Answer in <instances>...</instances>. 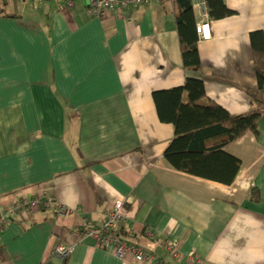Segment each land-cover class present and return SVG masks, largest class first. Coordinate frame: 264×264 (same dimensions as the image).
Masks as SVG:
<instances>
[{"label": "crops", "instance_id": "0c3cea01", "mask_svg": "<svg viewBox=\"0 0 264 264\" xmlns=\"http://www.w3.org/2000/svg\"><path fill=\"white\" fill-rule=\"evenodd\" d=\"M223 1L233 14L211 19L207 4L203 11L191 0L211 37H197L201 67L187 72L174 0L102 19L88 0H0V213L37 195L64 207L12 216L0 230V264H137L81 231L117 200L126 212L120 235L162 264H264V110L257 137L247 132L225 147L241 160L226 185L165 160L174 126L153 99L191 74L203 81L201 104L211 99L232 116L255 108L250 36L264 35V0ZM166 240L177 243L176 258ZM58 246L70 249L64 259Z\"/></svg>", "mask_w": 264, "mask_h": 264}, {"label": "trees", "instance_id": "16d2710c", "mask_svg": "<svg viewBox=\"0 0 264 264\" xmlns=\"http://www.w3.org/2000/svg\"><path fill=\"white\" fill-rule=\"evenodd\" d=\"M175 20L181 59L187 72H198L201 64L197 52L196 17L191 0H174ZM211 19L233 14L223 0H206ZM253 68L258 92L251 94L254 109L237 116L207 98L203 81L187 74L182 85L155 91L153 94L158 117L172 123L174 136L163 152L165 160L176 170L204 179L231 185L237 175L241 160L227 152L225 147L247 132L258 135L257 121L264 110V35L251 33ZM187 94L183 100V94ZM251 199L259 200V191L251 188Z\"/></svg>", "mask_w": 264, "mask_h": 264}, {"label": "built area", "instance_id": "2783aa9c", "mask_svg": "<svg viewBox=\"0 0 264 264\" xmlns=\"http://www.w3.org/2000/svg\"><path fill=\"white\" fill-rule=\"evenodd\" d=\"M72 0H66L67 5H71ZM160 1V0H158ZM195 4L202 7L203 11L206 10L205 0H192ZM149 0H88L86 8L88 13L93 17L105 18L112 10L121 11L139 5H145ZM197 37L199 40H206L211 37L209 22L207 18L198 22L195 26ZM55 206L44 197L43 195H37L30 198L19 197L13 199L8 205H6L3 213H0V230L10 222V218L16 213L22 211L27 212L40 207ZM55 208L59 211H63L64 207L56 205ZM126 218V212L124 208V201L117 200L112 203L104 213V219L99 225H94L91 221H84L82 225V232L84 235L93 238L95 243L99 247L110 249L113 254L122 260L131 257L137 264H162V262L156 258L151 252L145 249L142 245L127 242L120 235V225ZM164 248L171 255V257H177L179 252L177 249V243L173 240H166L164 242ZM70 252L68 247L58 246L56 248V254L64 259ZM190 259L194 258L193 253L189 254Z\"/></svg>", "mask_w": 264, "mask_h": 264}]
</instances>
